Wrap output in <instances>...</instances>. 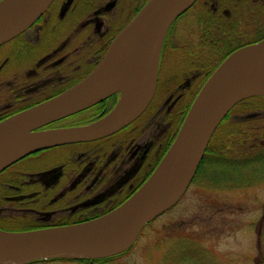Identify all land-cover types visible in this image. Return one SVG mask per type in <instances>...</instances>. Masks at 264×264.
Segmentation results:
<instances>
[{"label": "flooded vegetation", "instance_id": "obj_1", "mask_svg": "<svg viewBox=\"0 0 264 264\" xmlns=\"http://www.w3.org/2000/svg\"><path fill=\"white\" fill-rule=\"evenodd\" d=\"M147 1L52 0L30 27L0 44V120L59 95L95 72L114 37ZM174 20L162 41L154 92L136 118L96 139L36 150L0 173V229L30 232L81 224L124 203L156 169L218 64L237 48L264 38V0H196ZM120 95L107 93L38 130L90 125L107 116ZM250 99L237 103L213 131L198 163L200 170L186 189L192 195L201 194L206 186L220 188L225 181L250 180L252 175L240 173L263 170L254 161L246 166L239 162L240 150L255 149L254 141L241 146L246 140L241 135L253 134L249 128L262 120L257 113L239 120L232 111ZM239 123L245 125L244 132L237 128ZM261 158L264 155L256 156ZM212 168L236 173L227 177L217 170L212 173ZM257 178L264 180V174ZM165 216L168 221L166 214L154 220ZM166 223L156 230L161 237L153 246L154 264H207L210 256L201 245L181 240L185 237H180L178 225ZM150 224L130 248L113 256L92 260L51 256L24 264H127L116 260L124 255L126 259Z\"/></svg>", "mask_w": 264, "mask_h": 264}, {"label": "water", "instance_id": "obj_2", "mask_svg": "<svg viewBox=\"0 0 264 264\" xmlns=\"http://www.w3.org/2000/svg\"><path fill=\"white\" fill-rule=\"evenodd\" d=\"M52 0H0V44L37 20ZM196 0H148L112 40L98 69L40 104L0 120V172L25 155L96 139L125 126L147 106L167 30ZM121 93L100 120L79 128H38ZM264 97V38L237 48L209 75L151 176L110 213L81 224L28 232L0 229V264L36 258L100 259L125 251L141 229L183 195L220 121L238 102Z\"/></svg>", "mask_w": 264, "mask_h": 264}, {"label": "rangeland", "instance_id": "obj_3", "mask_svg": "<svg viewBox=\"0 0 264 264\" xmlns=\"http://www.w3.org/2000/svg\"><path fill=\"white\" fill-rule=\"evenodd\" d=\"M252 113H257L262 121H256V125L253 123L255 126L249 128L253 130V134L247 136L244 143L247 146L254 141L255 149L259 151L245 155L256 157L264 155V145L259 144L260 140L257 139L264 136V99H250L232 111L239 120ZM237 125L241 130L245 127L243 123ZM246 126L250 127L249 124ZM262 160L264 161V158L259 161ZM261 166L263 170L260 172L240 173L244 177L252 175L250 180L240 178L234 182L225 181L220 188L206 186L201 194L196 195H192V190L186 191L176 205L163 214L169 215L168 221H164L166 216L155 221L161 216L157 217L144 229L126 259L124 255L116 260L117 263L126 260L127 264H154L153 246L155 240L161 237L156 230L159 229L158 225L167 222L169 225H178L176 229L180 230V237H185L181 240L191 242L194 247L201 245L210 256L206 257L207 264H264V241L261 239L264 232V180L257 178L258 175L264 174V164ZM216 170L227 177L236 173L235 170L211 169L212 173ZM209 252H212V255ZM170 260L174 261L172 258Z\"/></svg>", "mask_w": 264, "mask_h": 264}, {"label": "trees", "instance_id": "obj_4", "mask_svg": "<svg viewBox=\"0 0 264 264\" xmlns=\"http://www.w3.org/2000/svg\"><path fill=\"white\" fill-rule=\"evenodd\" d=\"M255 98H264V97H255ZM242 132H244L243 130H241ZM247 136H243V135H241V140L243 139V138H246ZM257 139H259L260 140V143L259 144H262V145H264V136H259V137H257ZM242 144H245L244 142H241ZM261 150V149H260ZM253 151H255V152H258L259 151V149L257 150V149H253ZM253 151H250V150H241L240 151V163L242 164V165H253V161L254 160H256V157L255 158H253V157H250V156H247V155H245V154H247V153H249V152H253ZM260 159H258V160H256V161H258V162H256L255 164L256 165H263L264 164V161L262 160V161H259ZM200 164H199V166H198V168H197V170H198V172H199V170H200ZM197 172V173H198ZM263 233V238H261L263 241H264V232H262ZM261 237H262V235H261Z\"/></svg>", "mask_w": 264, "mask_h": 264}, {"label": "bare ground", "instance_id": "obj_5", "mask_svg": "<svg viewBox=\"0 0 264 264\" xmlns=\"http://www.w3.org/2000/svg\"><path fill=\"white\" fill-rule=\"evenodd\" d=\"M167 211H168V209L165 210V211H163L161 214H164V213H166ZM1 230H2V229H1ZM130 246H131V245H130ZM130 246H129V247H130ZM129 247H128V248H129Z\"/></svg>", "mask_w": 264, "mask_h": 264}]
</instances>
